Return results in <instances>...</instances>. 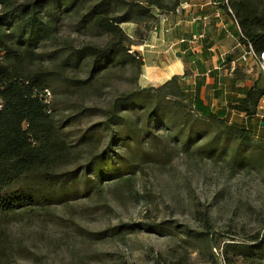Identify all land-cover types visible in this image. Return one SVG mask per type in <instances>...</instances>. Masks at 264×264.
<instances>
[{
  "label": "rangeland",
  "instance_id": "1",
  "mask_svg": "<svg viewBox=\"0 0 264 264\" xmlns=\"http://www.w3.org/2000/svg\"><path fill=\"white\" fill-rule=\"evenodd\" d=\"M124 1L146 6L148 0ZM179 1L187 3L179 13L187 23L194 11L207 7L228 15L218 2L200 8L207 0ZM247 1L264 17V0ZM161 2L170 6L174 0ZM123 11L117 6L115 13ZM129 19L120 27L131 43L129 53L142 66L105 67L90 76L92 61L87 59L78 71H64L74 80L90 78L86 85L54 82L48 88L52 119L74 152L54 173L76 178L57 186H38L33 177L21 181L30 184L35 205L17 211L10 221L0 219V264H264V240L253 242L264 234V167L238 170L228 162L237 151L256 154L257 147H264V128L257 124L264 121V104L250 121V143L241 146L220 121L196 113L186 91L201 78L195 73L218 68L228 53L238 61L243 44L221 36L205 59L199 45L191 44L180 55L183 73L163 88V77L149 65L177 61V45L165 48L167 61L162 52L151 53L158 50L148 45L159 21L136 23L133 9ZM55 29L37 50L42 69H59L62 53L70 48L103 47L109 41L96 31L78 29L71 16L59 19ZM211 55L216 61L204 65ZM238 63L249 71V85L264 70L262 61ZM212 93L208 102L216 113L225 106L221 92ZM127 97L108 127L104 113ZM241 118L234 119L233 127Z\"/></svg>",
  "mask_w": 264,
  "mask_h": 264
},
{
  "label": "trees",
  "instance_id": "2",
  "mask_svg": "<svg viewBox=\"0 0 264 264\" xmlns=\"http://www.w3.org/2000/svg\"><path fill=\"white\" fill-rule=\"evenodd\" d=\"M223 5V10L233 17L238 26L239 43L247 49L251 46L256 61H261L264 52V17L255 12L247 0H213ZM174 0L170 6L161 0H148L146 6L124 0H0V219L12 220L17 211L24 212L34 204L31 198L30 184L21 181L33 177L38 186L65 184L67 179L62 174L54 173L60 166L67 165L74 156L73 148L61 134L60 127L53 121L51 107L43 100L44 90L48 91L54 82L81 87L89 79L78 81L67 78L68 68L78 71L87 59L92 61L88 74L105 67H140L142 63L136 54L129 53V38L120 25L130 21L133 9L136 23L145 19L157 20L158 12L169 15L180 5ZM226 4V5H225ZM117 6L123 8L121 14L115 13ZM226 6H230L231 12ZM68 16L76 18L80 30L96 31L109 37L103 47L93 45L82 49L70 48L62 53L59 69H42L43 61L37 52L40 43L50 39L56 33L55 25L59 19ZM60 55L57 54L58 58ZM233 52L225 55L219 67L235 62L228 85L232 95L221 110L214 113L211 106L200 99L203 82H195L189 87L192 106L196 113L205 119H216L224 132L232 133L241 146L248 145L250 121L258 117L257 111L264 98V75L261 72L251 82V87L240 84L248 80L249 71L236 63ZM261 70V69H260ZM176 79L172 77L163 88ZM50 92V91H49ZM51 93V92H50ZM171 95V93H168ZM129 98H122L113 103L112 109L105 114V122L110 127L116 122V111ZM152 114L149 118H152ZM242 117L238 126L234 119ZM225 120V121H224ZM228 120V122L226 121ZM227 123H224V122ZM257 124L264 128V121ZM231 130V131H228ZM225 142V141H224ZM228 143L222 147L227 149ZM256 154L243 151L235 152L228 160L235 168L243 169L258 164L264 167V147H257ZM220 155V154H219ZM35 189V188H34ZM264 234L253 239L261 244ZM10 257V255H8Z\"/></svg>",
  "mask_w": 264,
  "mask_h": 264
},
{
  "label": "crops",
  "instance_id": "3",
  "mask_svg": "<svg viewBox=\"0 0 264 264\" xmlns=\"http://www.w3.org/2000/svg\"><path fill=\"white\" fill-rule=\"evenodd\" d=\"M181 4L186 5L187 3H180V5ZM204 5L214 6L216 5V3L213 2L212 0H207V2L203 3V5L200 6V8L204 7ZM181 12L183 11H180L179 13ZM179 13L176 12L170 13L169 15H167V21L165 22H161L159 19L156 20L159 22H157L158 26L155 29L156 33L154 34V38H153L154 41L152 42L153 43L152 45H148L152 49H158V50H151L150 51L151 53L158 55L159 52H162L161 54H163V57L165 58L166 61H167V57H165L166 55L164 54H166L165 48L167 47V45L170 44L171 47H173L175 44L177 45L175 49L176 53H178L177 54L178 58L176 59L177 61L172 62V64L167 63L165 64V66L162 67H160L161 66L160 64L159 65L160 68L158 66L151 67L149 65L151 69L158 70L159 76L163 77L164 82L169 81L172 77H175V75H180L181 73H183L182 69L184 68L181 65L182 57L180 55H183L188 50H191L190 46L193 43L199 45L198 50L202 58L206 56L207 52L208 53L215 52V50L217 49L216 40L219 39L221 36L223 37L222 40L231 39L233 40V42L236 41L237 45H239L238 38L240 36V31L234 20L230 18L228 15H225L224 13L221 14L220 12L219 13L214 12V8L207 7L204 9H198V11L197 10L194 11L192 13L193 18L189 21V23H187L181 20V17L183 18L186 16H181V14ZM185 14H187V12ZM181 23L183 24L181 25ZM183 28L185 29V31L183 32L184 34L178 33L179 31L183 30ZM216 28L217 30H215ZM212 31L216 32V34H214L215 35L214 37L209 36V34H211ZM170 32L174 33L173 35L174 39L173 38L171 39V41H173L174 43L170 42L169 39ZM155 36L158 37V39H156ZM235 47H233V49H235ZM150 57L153 58V56ZM154 58L158 59L157 57ZM215 61H216V56L211 55L210 59L206 61L204 65H206L209 62L214 63ZM221 61H223V59ZM236 63H238V61H236ZM234 66H235V62H232L218 68L211 67L210 69L202 71L201 74L195 73V75L201 77L197 80V82L199 81L203 82V86L200 90V99L202 100V102H204L205 105L206 104L209 105L208 101L210 100L211 97L214 96V94L212 93L213 91L221 92L219 98L221 101H223V105H226L228 99L227 97L228 96L230 97L232 95V89L228 85V79L231 76ZM172 68H175V71H172ZM221 76H223L225 79H223V77L221 78ZM195 82H192L193 85ZM240 85L251 87V84L249 85L248 80H245ZM210 103H212V99ZM213 105L214 104H212L211 107ZM261 105H263V103L259 104V109L261 108Z\"/></svg>",
  "mask_w": 264,
  "mask_h": 264
},
{
  "label": "built area",
  "instance_id": "4",
  "mask_svg": "<svg viewBox=\"0 0 264 264\" xmlns=\"http://www.w3.org/2000/svg\"><path fill=\"white\" fill-rule=\"evenodd\" d=\"M225 3H227V0H224ZM186 5H179L174 12L179 13L181 10L185 9ZM187 7V6H186ZM157 19H159L161 22H164L167 20V14L164 13H160L158 12L157 14ZM245 52L240 54V57L238 58V61H240L241 63H246L248 61H251V59H254L256 61V55L254 54V52L252 51L251 46H248L247 49L243 48ZM261 61L264 64V52L261 53ZM260 69L262 70V68L260 67ZM262 73L264 75V70H262ZM44 95H43V100L46 104L50 103V99H51V93L47 90H44ZM263 103L264 104V99H261L260 104Z\"/></svg>",
  "mask_w": 264,
  "mask_h": 264
}]
</instances>
